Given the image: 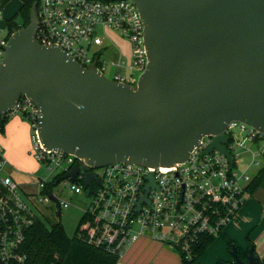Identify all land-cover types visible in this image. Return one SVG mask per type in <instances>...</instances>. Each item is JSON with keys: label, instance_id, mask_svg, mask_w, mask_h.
<instances>
[{"label": "water", "instance_id": "obj_1", "mask_svg": "<svg viewBox=\"0 0 264 264\" xmlns=\"http://www.w3.org/2000/svg\"><path fill=\"white\" fill-rule=\"evenodd\" d=\"M144 24L147 64L132 88L81 66L34 36L36 3L26 28L11 34L0 63V117L25 97L37 109L45 151L83 160L91 169L114 163L172 167L202 137L205 153L232 159L221 134L241 123L264 135V0H131ZM79 169L68 177L74 182ZM152 182V177L149 176ZM96 175L84 186L92 191ZM248 251L232 262L261 264Z\"/></svg>", "mask_w": 264, "mask_h": 264}, {"label": "built area", "instance_id": "obj_2", "mask_svg": "<svg viewBox=\"0 0 264 264\" xmlns=\"http://www.w3.org/2000/svg\"><path fill=\"white\" fill-rule=\"evenodd\" d=\"M38 21L35 40L43 47L56 45L81 66L106 77L110 66L111 81L136 87L147 58L139 11L131 0H35ZM103 32L97 34V29ZM113 32L129 46L126 62L111 40ZM7 40L0 41V63ZM114 44V46H113ZM113 59L110 58L109 54ZM29 121L30 157L48 174L32 184L39 190L31 194L12 177H0V264H25L21 253L25 232L38 220L40 207L61 219L69 204L56 196L58 188L70 194H84L88 208L79 222L75 239L120 260L141 240L173 248L191 260L205 239H217L232 221L248 197L246 186L251 178L234 169L243 154L250 157L248 167L258 166L264 156V135L241 123H230L221 134L232 159L217 150L205 153L214 137H202L188 159L172 167H144L114 163L91 169L72 155L45 151L40 144L37 109L21 97L11 116ZM239 130L240 139L233 137ZM7 168L0 146V173ZM78 168L74 182L68 174ZM95 170H101L98 175ZM93 173L92 191L84 186L86 174ZM36 175V174H35ZM31 175L30 177H34ZM152 177V182L149 179Z\"/></svg>", "mask_w": 264, "mask_h": 264}, {"label": "crops", "instance_id": "obj_3", "mask_svg": "<svg viewBox=\"0 0 264 264\" xmlns=\"http://www.w3.org/2000/svg\"><path fill=\"white\" fill-rule=\"evenodd\" d=\"M1 23L0 30L4 29ZM111 33L114 34L113 32ZM114 38L122 42L117 35ZM115 48L117 49L116 44ZM0 146L3 149L7 165L13 164L19 167L23 162L25 171L20 172L28 176L36 174L37 164L29 154V158L24 155L29 146V125L27 123L20 120L17 116L8 117L3 131H0ZM5 150L7 151L6 155ZM16 170L19 169L16 167ZM222 235L234 242L235 246L243 252L247 251L249 246L252 245L256 257L259 260L264 258L263 189L248 195L232 221L223 229ZM220 241L216 243L214 241L209 245L199 257L197 264H217L218 261L223 263L232 262L225 242L222 239ZM140 262L143 264H181L171 250L145 240L135 243L117 264H139Z\"/></svg>", "mask_w": 264, "mask_h": 264}, {"label": "trees", "instance_id": "obj_4", "mask_svg": "<svg viewBox=\"0 0 264 264\" xmlns=\"http://www.w3.org/2000/svg\"><path fill=\"white\" fill-rule=\"evenodd\" d=\"M10 0H0L2 6L7 4ZM16 17L5 21V28L7 32L6 40L14 32L24 29L28 26L32 7L35 0H20ZM10 117V116H9ZM8 117H0V131L6 124ZM263 166L255 173L250 182L246 186V191L252 195L259 189L264 190V156L262 158ZM79 227V226H78ZM77 227V230H78ZM228 249L231 251V246L234 242L220 235ZM216 239L208 238L195 250V254L191 260H187L179 253L181 264H197L199 257ZM236 247V246H235ZM243 252L238 247L237 254L241 261L246 262L248 251ZM21 253L26 257L25 264H117L118 258L104 253L101 250L91 248L84 243L73 238H68L62 227L59 224L48 226L47 220H38L25 232L24 241L21 246ZM254 256L255 252L253 251ZM222 263L218 261L217 264ZM264 264V258L261 260Z\"/></svg>", "mask_w": 264, "mask_h": 264}, {"label": "rangeland", "instance_id": "obj_5", "mask_svg": "<svg viewBox=\"0 0 264 264\" xmlns=\"http://www.w3.org/2000/svg\"><path fill=\"white\" fill-rule=\"evenodd\" d=\"M20 6H21L20 0H10L4 6H2V4L0 3V22H2L1 24L4 26V29L0 30V41L2 39H5L7 36V32H6V28H5V21L9 20L11 18H15L17 20V17L15 15H16ZM102 32H103V30L101 28L97 29V34H100ZM108 35L110 36L112 41L115 40V38H114L116 36L115 34L110 33ZM119 39H121V38H119ZM115 44L117 46V51L120 53L123 60H125L127 62L129 59V56H130L128 44L126 42H124L123 40H122V42L119 40H115ZM113 46H114V44H113ZM114 48H115V46H114ZM109 56L111 59H113V57L111 56V53L109 54ZM115 73H123V72H120V70H117V69L115 70L114 68L109 66L105 70L104 74L106 75V78L112 79V76ZM17 117L29 125V121L24 119L22 116L18 115ZM233 137L235 139L241 138V134H240V131L238 129L233 131ZM260 146L262 147V149H264V144H261ZM27 152L24 155H26V157L29 158L28 154H30V152H31L30 140H29V146H28ZM6 154H7V151L5 150V155ZM256 160L258 162L257 167H255V166L248 167V164L250 163V157L247 156V154H243L236 161L237 165H236L234 170L238 174L244 173L251 178L263 166V161H262L261 157H257ZM10 166L7 165V168H5L2 173H0V177H5V176L12 177L18 184L25 185L24 190L26 192L31 193V194H35V195L38 194L39 190L32 183L35 180H37V178H47L48 174L45 172V170L42 167L37 165L38 167H37L36 175L34 177H30L27 174L20 172V171H25L24 170L25 168L23 166V162H22V165H20L19 167L16 165L14 166L13 164H11ZM16 167L19 170H16ZM95 171L98 175L101 174V170H95ZM56 196L58 199L63 200L69 204L68 208L62 210L61 219L58 218V216L53 212V209H54L53 205L50 206L48 209L40 207L39 209H40L41 214L39 215V218L44 217L45 220H47V222H48V226L59 224L62 227L65 235L68 238H73L75 236L76 231H77V227L79 225V222L83 218L84 212L88 208V205L90 202L88 199H86V196L84 194H80V195L70 194L67 187L58 188V190L56 191ZM220 240H221V238L215 240V243L221 242ZM165 248H167V247H165ZM167 249L171 250L177 256V258L180 260L179 253L175 249H173V248H167ZM228 254L230 256V253H228ZM230 258H231V256H230ZM180 262H181V260H180ZM139 264H143V263L140 262Z\"/></svg>", "mask_w": 264, "mask_h": 264}]
</instances>
